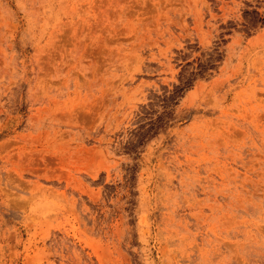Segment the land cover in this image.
<instances>
[{
  "label": "rangeland",
  "instance_id": "374dc122",
  "mask_svg": "<svg viewBox=\"0 0 264 264\" xmlns=\"http://www.w3.org/2000/svg\"><path fill=\"white\" fill-rule=\"evenodd\" d=\"M0 264H264V0H0Z\"/></svg>",
  "mask_w": 264,
  "mask_h": 264
}]
</instances>
